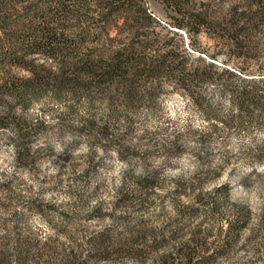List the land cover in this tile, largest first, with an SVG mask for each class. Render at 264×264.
I'll return each mask as SVG.
<instances>
[{
    "label": "rangeland",
    "instance_id": "obj_1",
    "mask_svg": "<svg viewBox=\"0 0 264 264\" xmlns=\"http://www.w3.org/2000/svg\"><path fill=\"white\" fill-rule=\"evenodd\" d=\"M145 2L153 23L182 19L158 0ZM195 2H209L215 15L228 9L219 0ZM172 29L177 34L169 37L196 67L260 66L229 60L205 32ZM204 89L226 114L222 91ZM16 111L33 128L18 151L15 132H0L1 234L50 240L61 251L74 230L80 237L131 221L134 230L152 233L135 248L146 255L96 264H157L153 256L176 252L193 237L206 244L202 255L212 257L203 264H264V123L212 132L191 96L174 83L163 84L128 117L118 110V118L109 119L99 102L91 108L85 97L56 101L49 93ZM172 142L177 147L167 155L164 147ZM237 207L251 216L232 232Z\"/></svg>",
    "mask_w": 264,
    "mask_h": 264
},
{
    "label": "trees",
    "instance_id": "obj_2",
    "mask_svg": "<svg viewBox=\"0 0 264 264\" xmlns=\"http://www.w3.org/2000/svg\"><path fill=\"white\" fill-rule=\"evenodd\" d=\"M158 1L182 19L153 23L145 0H0V132H15L17 151L33 128L17 114V107L26 109L47 93L56 101L85 97L91 108L99 102L113 119L118 110L126 117L134 114L163 84L174 83L191 96L212 132L264 123V0H219L228 9L218 15L209 2L199 6L195 0ZM172 28L194 35L205 32L229 60L260 66L256 71L221 68L214 62L196 67L169 37L177 34ZM208 85L227 98L226 114L221 103L207 99ZM212 132L202 135L210 138ZM176 147L172 142L165 153ZM236 211L232 232L248 225L251 216L248 208ZM130 224L80 237L74 230L67 235L69 247L61 251L50 240L41 244L20 233L14 238L0 233V264H96L143 257L146 252L135 248L152 233L136 231ZM201 240L193 237L192 244L153 258L157 264L210 262L212 257L199 250L206 245Z\"/></svg>",
    "mask_w": 264,
    "mask_h": 264
}]
</instances>
